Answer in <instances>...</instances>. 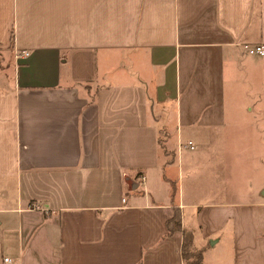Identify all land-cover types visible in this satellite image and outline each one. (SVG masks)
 I'll return each instance as SVG.
<instances>
[{"label": "crops", "instance_id": "obj_1", "mask_svg": "<svg viewBox=\"0 0 264 264\" xmlns=\"http://www.w3.org/2000/svg\"><path fill=\"white\" fill-rule=\"evenodd\" d=\"M245 45L264 0H0V264H184L175 210L203 264H264V56Z\"/></svg>", "mask_w": 264, "mask_h": 264}, {"label": "rangeland", "instance_id": "obj_2", "mask_svg": "<svg viewBox=\"0 0 264 264\" xmlns=\"http://www.w3.org/2000/svg\"><path fill=\"white\" fill-rule=\"evenodd\" d=\"M253 94V93H251ZM259 94V98H260V105H262L261 109H258L255 105V101L254 100H249L247 102V106H250L252 108V110L254 111L255 109H258V110H261V111H264V91H261L258 93ZM243 100H245V98L243 97ZM242 121V120H240ZM233 126L234 129H231V131H234V132H244L245 131V125L242 123V122H237L236 124H232L231 127ZM260 127H264V124H260L259 125ZM226 131H229L228 127L226 129ZM168 134H171L172 131H171V127L168 128L167 130ZM161 134V139H162V145H161V153H165V155L169 158V160L173 163V162H176V159H177V154H176V150L174 149V147H172L173 143L172 141L170 140V142L167 140V138L165 139L164 136V132L161 131L160 132ZM238 134H242V133H238ZM240 137V136H239ZM165 142H166V146H165ZM167 142L169 144H167ZM190 143V142H188ZM188 143H186L185 145L183 143H178V146H177V149L178 147L180 146L181 149H183V151H180V155L182 156V161H183V164H184V167L187 166L190 161H193L192 158H193V155H194V151H188L186 150L185 148H187V145ZM225 147L223 148V152H227L225 154V157L228 158L227 159V163L229 162L230 163V166H233V164L235 163L236 164V168L234 169L233 167L231 168L230 170V175L235 179L233 181H235L236 183H239L240 181L239 180H244V170H242V166L244 164V161H245V149L246 147L244 146V140L243 139H236V140H233L232 138H229V139H226L225 141H223ZM164 148L167 150V152L164 150ZM222 148V147H221ZM234 151V154H236L234 156L233 152ZM230 152V155H228ZM163 155V154H161ZM229 160V161H228ZM234 162V163H233ZM249 174V173H247ZM256 173L254 172H251V175H254ZM185 175H186V170H185ZM253 177V176H252ZM187 183V182H185ZM236 190L237 188L242 192L244 189L243 187H240L238 186V184L236 185ZM170 187L172 188L173 190V193L175 195L176 193V181L175 179H173V181H171L170 183ZM197 191L199 192V189H197ZM197 192V193H198ZM206 192H201V193H198L200 195H203L205 194Z\"/></svg>", "mask_w": 264, "mask_h": 264}, {"label": "trees", "instance_id": "obj_3", "mask_svg": "<svg viewBox=\"0 0 264 264\" xmlns=\"http://www.w3.org/2000/svg\"><path fill=\"white\" fill-rule=\"evenodd\" d=\"M12 40V34H11ZM167 235L182 231L183 242L181 247V256L184 264H203V251L196 250L193 246V233L191 230L181 228V216L178 210H175L174 216L166 224Z\"/></svg>", "mask_w": 264, "mask_h": 264}, {"label": "built area", "instance_id": "obj_4", "mask_svg": "<svg viewBox=\"0 0 264 264\" xmlns=\"http://www.w3.org/2000/svg\"><path fill=\"white\" fill-rule=\"evenodd\" d=\"M245 52L250 55V56H255V57H263L264 56V46L263 45H258V46H244ZM29 56V52L27 51H15V59H26ZM187 147L189 149H193V145L191 143H188ZM181 147L179 146L178 149ZM124 202V200L122 201ZM3 262L5 264H13V261L10 259H4Z\"/></svg>", "mask_w": 264, "mask_h": 264}]
</instances>
